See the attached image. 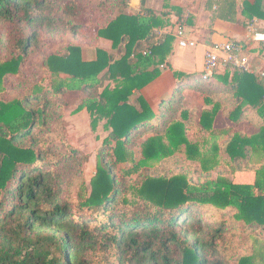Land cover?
<instances>
[{
  "label": "trees",
  "instance_id": "obj_1",
  "mask_svg": "<svg viewBox=\"0 0 264 264\" xmlns=\"http://www.w3.org/2000/svg\"><path fill=\"white\" fill-rule=\"evenodd\" d=\"M99 1L104 15L83 0H0V22L11 25V45L20 51L0 61V94L20 76L43 26L60 32L54 26L67 25L76 38L98 26L96 42L112 43L119 54L97 48L86 60L76 40L47 57L52 87L36 84L24 96L0 99V264H264L263 84L246 89L243 74L221 76L219 68L212 76L174 70L168 60L174 37L154 34V27L170 24L167 12L157 14L146 0L136 14L125 12L126 0ZM224 2L236 10L235 0ZM263 4L245 0L242 12L264 19ZM163 65L173 69L175 82L154 106L144 89L161 77ZM187 88L203 99L195 116L183 105ZM77 89L87 95L76 112L88 110L93 129L105 120L109 132L90 190L83 179L87 155L62 136L58 123V100ZM221 108L235 124L248 117L259 131L216 129ZM191 132L203 135L192 141ZM146 135L131 171L183 152L208 172L226 153L238 179L194 182L186 172L145 173L129 185L117 166L132 159L130 145ZM238 234L251 250L237 256Z\"/></svg>",
  "mask_w": 264,
  "mask_h": 264
},
{
  "label": "rangeland",
  "instance_id": "obj_2",
  "mask_svg": "<svg viewBox=\"0 0 264 264\" xmlns=\"http://www.w3.org/2000/svg\"><path fill=\"white\" fill-rule=\"evenodd\" d=\"M165 5L170 3V0H162ZM83 3L93 9V14L95 15H104V6L99 0H95V5L93 0H83ZM170 5V4H169ZM92 9H89V13ZM133 14H136V11L130 10ZM116 13V10L108 14V19L113 17ZM107 14V13H106ZM110 16V17H109ZM107 19V18H105ZM107 19V20H108ZM54 28H62L60 32L55 29V32L45 29L46 27H41L42 29L38 30V38L29 49L28 56L21 68L20 76H12L10 82L6 86V90L3 94H0V99L9 100L15 96H24L25 93L32 91L33 87L36 84H42L44 88L52 87L56 81V77L53 76L48 69L46 64L47 57L54 53L65 52L66 47L69 43L81 42L82 48L84 51V58L90 60L96 57V49L102 48L108 53L113 54L118 57V51L112 46V43H109L104 40L97 39V28H91L87 33L84 34L81 38L72 37L71 32H69L67 25L61 26L59 23L56 24ZM11 25L0 22V31L5 35V43L0 44V61L10 59L12 56L19 55L20 51L16 50L13 45V39L9 38ZM158 30L157 32H159ZM157 38L163 39L164 35L160 32L155 33ZM163 67V66H162ZM161 67V68H162ZM60 77L65 78L67 75L61 74ZM106 84L114 85L112 80H107ZM156 85L150 88L145 92L148 99L152 100L153 105L156 106V95L159 93L160 81L155 83ZM183 105L185 108L190 110L191 114L195 116V112L199 110L202 105V96L200 93L194 89L187 88L183 90ZM86 92L83 90H69L67 91L62 100H58L57 103H61L60 111L62 113V119L59 122L55 119V122L60 123L62 136L68 140V142L80 149V151L87 155L85 162H83V179L87 185V189L90 190V181L91 178L96 174L97 165L100 160L98 154L100 148L103 144V140L108 136L109 132L105 130L104 124L105 120H102L98 123L97 128L93 129L92 127V117L88 110L84 109L82 111L76 112V108L83 102L86 97ZM55 99L54 97H52ZM198 109V110H196ZM193 110V111H192ZM59 112V111H58ZM201 135L198 132H191L189 138L194 140H200ZM145 137H139L133 142L131 147L132 159H129L125 163L118 164L117 172L120 178H124L127 184L136 185L142 180V175L145 173H150L151 175L164 174V172H186L188 177L196 181H204L207 178H216L219 175H223L230 179H238L236 175H233V164H228L229 156L226 153H220L218 160L219 164L212 170L206 172L202 169L201 163L197 161H191L187 159L183 152L173 155L172 157L165 159L164 161L151 166L150 169L139 168L138 171H131L133 166L138 163L142 158L141 154V141ZM235 165V164H234ZM77 170V168L75 167ZM130 171V172H129ZM79 178V174H77ZM242 175H239V178ZM70 180H75L70 177ZM69 183V181H67ZM69 188V186H68ZM131 196V193H129ZM244 238L241 236L237 237V248L236 254H246L250 252L251 247L249 243H244Z\"/></svg>",
  "mask_w": 264,
  "mask_h": 264
},
{
  "label": "crops",
  "instance_id": "obj_3",
  "mask_svg": "<svg viewBox=\"0 0 264 264\" xmlns=\"http://www.w3.org/2000/svg\"><path fill=\"white\" fill-rule=\"evenodd\" d=\"M224 1L170 0V5L164 6L162 0H146V7L155 9L157 14L161 16H163V12L168 13L166 17H163L170 21V24L154 27V34L160 32L164 38L166 35L174 37L173 49L168 57L174 70L203 74L207 52L225 43L233 42L240 46L238 51L234 53L218 52L221 59L218 74L221 76L226 72L230 75L233 72L243 74L246 78L244 84L246 89H252L257 84L262 87L260 73L264 70V40L263 38L255 39L250 28L255 26L257 32H264V19L250 18L244 15L242 10L245 0H235L237 4L235 11L230 8L227 9ZM248 1L254 2L255 0ZM141 3L142 0L127 1L128 6L125 12L127 14H133L130 10L137 13L141 12ZM176 7L178 10L175 9ZM262 12H264V4ZM178 29L184 31L181 38L177 36ZM158 30L160 31L157 32ZM155 38L159 39L156 34ZM182 39L187 42L186 46L179 44ZM173 69L168 65H163L161 77L146 87L144 93L155 86L158 81L161 82L159 93L165 87L168 90L173 87L175 82L172 76ZM262 104H264V96ZM223 109H220L216 117L214 123L216 129L233 128L235 131H242L247 134H255L259 131L257 125L252 123L248 117L239 124H235L224 114ZM252 117L255 118L254 115Z\"/></svg>",
  "mask_w": 264,
  "mask_h": 264
},
{
  "label": "built area",
  "instance_id": "obj_4",
  "mask_svg": "<svg viewBox=\"0 0 264 264\" xmlns=\"http://www.w3.org/2000/svg\"><path fill=\"white\" fill-rule=\"evenodd\" d=\"M250 31L254 34L255 39L263 38L264 40V32L262 33L257 32V29L255 28V26H252L250 28ZM183 35H184V31L181 29H178L177 36L181 38L183 37ZM179 44L182 46H186L187 42L185 41V39H182L179 41ZM239 49H240V46H238L236 43L228 42V43L223 44L222 46L216 47L213 50H209L206 54V60H205V71H204L205 75L212 76L214 72L219 68L220 63H221L220 56L218 55L219 51L234 53L238 51ZM236 63L239 64L238 62ZM260 77H261V81L264 87V70L261 71Z\"/></svg>",
  "mask_w": 264,
  "mask_h": 264
},
{
  "label": "water",
  "instance_id": "obj_5",
  "mask_svg": "<svg viewBox=\"0 0 264 264\" xmlns=\"http://www.w3.org/2000/svg\"><path fill=\"white\" fill-rule=\"evenodd\" d=\"M126 1H129V0H126Z\"/></svg>",
  "mask_w": 264,
  "mask_h": 264
}]
</instances>
